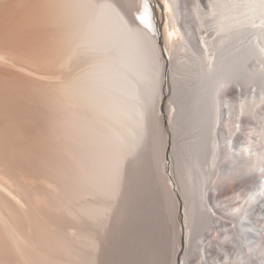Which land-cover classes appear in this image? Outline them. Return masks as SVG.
<instances>
[{"label": "bare ground", "instance_id": "1", "mask_svg": "<svg viewBox=\"0 0 264 264\" xmlns=\"http://www.w3.org/2000/svg\"><path fill=\"white\" fill-rule=\"evenodd\" d=\"M263 119L264 0H0V264H148L160 182L172 264H264Z\"/></svg>", "mask_w": 264, "mask_h": 264}, {"label": "rangeland", "instance_id": "2", "mask_svg": "<svg viewBox=\"0 0 264 264\" xmlns=\"http://www.w3.org/2000/svg\"><path fill=\"white\" fill-rule=\"evenodd\" d=\"M208 3V2H206ZM205 2H203L201 4L200 9L203 11L201 15L198 14V16L200 17H205L206 21L211 20L216 21L218 20L217 18L219 17V12H212L213 14L210 16L207 14V12L209 11L208 5H206ZM189 11H192V4L188 5ZM207 6V8L205 9V7ZM155 11L157 13V16L161 13V9L158 8L157 6L154 7ZM222 8V7H221ZM162 11L165 13V16L168 17L170 16V14L168 13L167 10V6L164 5ZM225 13V10L222 11ZM162 14V13H161ZM222 18V17H221ZM220 18V19H221ZM208 19V20H207ZM216 19V20H215ZM210 21V22H211ZM222 23L223 21L220 20ZM218 22V21H217ZM165 23H167V21L164 22V24L162 25V30H163V26L165 25ZM206 28H204L205 30ZM223 32V33H222ZM221 35L225 34L224 30L222 29ZM218 33V35H219ZM206 35V34H204ZM210 40V39H209ZM211 54V51L209 52ZM172 91V90H171ZM237 102V101H235ZM260 124V127L257 126L256 132H254L252 130V128L256 127L252 124L248 125V130H252V132H247L248 133H256L255 135H259L260 134V128L264 127V119L262 121H258L257 125ZM156 146V154L158 155L159 152H161V149H163V144L157 145ZM156 155V156H157ZM153 160V158H152ZM153 165V164H152ZM160 177V176H159ZM162 179V178H161ZM159 180L162 181V180ZM153 184V183H152ZM154 185H151V189H148V199H146L145 201H141V205L138 206L139 212L141 210L144 211V215H147L149 217V220L146 219V221L150 222V228L149 230H151V236H150V240L148 241V245L149 247V253L151 252V262H148V264H172V255L176 246V232H177V228L175 226L174 220H173V209H172V204L170 203L167 194H165V188H164V183L160 182L158 184V189L155 190ZM157 188V187H156ZM159 190V191H158ZM229 190L231 191V193H234L235 190L231 187H229ZM247 192H243L241 193L243 196L246 194ZM151 198V199H150ZM151 201V202H150ZM148 202V203H147ZM150 203H154L153 205ZM136 204H138V202H136ZM155 206V207H154ZM150 210V211H149ZM150 214V216H149ZM136 217L140 220L142 218L141 214H137ZM227 220V219H225ZM143 223V222H141ZM152 245V246H151ZM182 256V255H181Z\"/></svg>", "mask_w": 264, "mask_h": 264}, {"label": "clouds", "instance_id": "3", "mask_svg": "<svg viewBox=\"0 0 264 264\" xmlns=\"http://www.w3.org/2000/svg\"><path fill=\"white\" fill-rule=\"evenodd\" d=\"M207 192L205 193V199H206Z\"/></svg>", "mask_w": 264, "mask_h": 264}, {"label": "snow or ice", "instance_id": "4", "mask_svg": "<svg viewBox=\"0 0 264 264\" xmlns=\"http://www.w3.org/2000/svg\"><path fill=\"white\" fill-rule=\"evenodd\" d=\"M141 22H143V18H141Z\"/></svg>", "mask_w": 264, "mask_h": 264}]
</instances>
